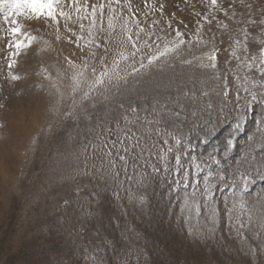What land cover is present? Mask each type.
Here are the masks:
<instances>
[{
	"label": "rangeland",
	"instance_id": "obj_1",
	"mask_svg": "<svg viewBox=\"0 0 264 264\" xmlns=\"http://www.w3.org/2000/svg\"><path fill=\"white\" fill-rule=\"evenodd\" d=\"M96 2L89 0V6ZM152 2L148 0L146 7L145 0H131V6L145 28L153 19L160 22L154 27L163 37L159 41L161 49L174 40V29L184 33L185 41L192 40L197 21L203 25L200 34L208 41L207 45L193 43L189 50L185 44L179 53L159 61L158 66L146 69L139 77H130L119 92L111 90L108 101L96 97L78 118H65L64 113L73 111L72 77L81 70L88 49L82 51L76 46V37L64 29L63 21L57 31L56 24L50 21L19 17L22 30L37 39L16 58L11 75L19 79L11 80L8 38L4 31L7 25L0 14V264H264V240L251 237V233L258 231L255 226L247 233V243L236 236L225 215L216 225L214 235L189 234L194 229L180 211L185 192L174 186L176 176L171 168V174L163 169L154 174L145 169L149 174L143 183L141 170H133L131 162L128 178L121 171L119 182L97 174L100 156L90 144L97 143L96 133L103 131L101 122L115 129V120L123 124V114L131 118V112L127 111L129 104L150 112L165 97L173 107L180 100L188 124L181 123L184 117L180 116L172 118L168 127L192 138L185 142L183 155L182 173H190L188 191L195 177L194 164L207 162L209 156L220 160L218 166L213 165L217 173L231 177L258 123L264 120V105L256 104L246 121H241L239 131L232 113L227 119L221 118L207 144L196 139L207 132L200 131L203 121L200 127L192 128V105L201 110L211 102L212 120L216 121L220 98L215 93L219 82L212 77H226L229 98L235 95V80L229 69L235 68L237 62L230 53L234 40L242 37L237 29L245 25L225 18L223 12L211 6L210 0H155L157 9L161 3L164 5L163 15L151 9ZM124 3L121 0L116 7L128 16ZM230 3L231 0H218L217 7L223 4L227 8ZM247 3L253 5L251 11L259 17L264 0ZM228 10L231 15L232 9ZM145 11L149 12L147 17L143 15ZM237 11L238 21L242 11L239 0ZM107 12L105 8V26ZM197 12L199 16L195 15ZM205 16L211 24L203 19ZM169 20L171 29L166 23ZM218 20L229 27L218 26ZM83 23L87 26L89 21ZM70 26L80 32L78 25ZM213 36L215 40L211 39ZM213 46L218 49V71L181 64L182 60L191 59L193 53L210 52ZM155 52V48L151 52L146 50L145 63L147 56ZM69 61L78 67L73 68ZM100 70L97 64V72ZM57 73L58 79L48 78L49 74L56 78ZM85 87L81 85L75 93L76 112L84 107L80 95ZM205 90L208 95L203 94ZM183 92L188 95L183 96ZM121 103L124 109L119 108ZM140 115L145 112L140 111ZM98 124L100 127H96ZM229 138L234 139L236 148L225 151ZM86 157L89 174L83 175ZM93 164L97 168L91 167ZM203 175L201 172L200 177ZM261 192L264 187L257 181L252 186L249 203ZM225 195L231 196V190L218 184L216 198L220 200Z\"/></svg>",
	"mask_w": 264,
	"mask_h": 264
},
{
	"label": "snow or ice",
	"instance_id": "obj_2",
	"mask_svg": "<svg viewBox=\"0 0 264 264\" xmlns=\"http://www.w3.org/2000/svg\"><path fill=\"white\" fill-rule=\"evenodd\" d=\"M120 3L121 0H107V3L97 0L96 3L89 6V0H0V14L7 25L4 31L8 38L6 48L9 50L10 79H19L18 76L11 75L13 65L17 63L16 58L30 48L37 39L22 30L23 26L18 22L19 17L50 21L56 24L57 31L63 21L64 29L76 37V46L82 51L84 48L88 49L81 70L72 77L73 111L64 113L65 118L80 117L87 111V104L96 97L108 101L111 98L109 95L111 90L119 92L122 85L126 86L129 83L130 77H139L146 69L158 66L159 61L169 55L179 53L185 44L191 50L193 43L205 46L208 43L200 34L203 25L197 21L198 27L192 40L185 41L184 33L179 29H174V40L166 43L161 49L159 41L163 37L157 33L154 27L160 22L153 19L152 23L145 28L142 26L141 20L133 14L131 0H125L124 3L128 16H124L123 11L116 7ZM210 3L217 12H223L225 18L245 25V27L237 29L242 33V37L235 39L231 46L230 56L237 62L235 68L229 69L235 80L234 97L229 98L230 89L226 77L214 75L212 79L219 82V89L215 94L220 98L219 108L215 110L216 121L212 120L213 105L211 102L205 104L201 110H197L194 105L190 108L193 118L192 128L200 127L201 121H203L200 131H206L207 135L197 136L196 139L205 144L209 142V136L219 126L221 118L227 119L229 115L235 113L236 130L239 131L241 121H246L252 107L256 104L264 105V8L261 9V15L256 17L251 11L253 5L247 3V0H239L242 11H239L241 19L237 21L235 20L238 15L237 0H231L227 8L223 4L217 7L218 0H210ZM145 5L148 6V0H145ZM105 8L108 10L106 26ZM163 8L164 5L161 3L157 9L155 0H153L151 4L153 11H159L163 15ZM229 8L232 9L231 15ZM73 13H75V17H73ZM143 15L147 17L149 12L145 11ZM195 15L199 16L200 13L197 12ZM121 17H123L122 21ZM173 17H175V13H173ZM203 19L209 24L212 23L207 16ZM85 20L89 21L87 26L83 23ZM144 23L147 21L145 20ZM166 23L167 27L171 29V21ZM70 25H78L80 32H75ZM217 25L224 29L229 27L228 24L219 20ZM85 29H87L86 35ZM117 29L119 30L117 31ZM160 31L164 32V29L161 28ZM253 33L257 35H253ZM101 34L105 35L101 36ZM258 36L261 38L257 44ZM57 38L59 39V37ZM211 39L215 40V37L213 36ZM153 48L156 49V52L148 55L147 63H145L146 50L151 52ZM217 51L218 49L213 46L208 53L202 55L193 53L191 59H184L181 64L218 71ZM110 54L111 59L109 60ZM69 63L73 68L78 67L71 61ZM97 64L101 69L99 72H97ZM58 76L59 73L56 78L49 74L48 78L54 81L58 79ZM81 85L86 86L80 95V104L84 107L80 112H76L75 93L81 89ZM53 86L55 87V83ZM181 94L185 97L188 95L187 92ZM203 94L208 95L207 90ZM119 108L124 109V104H119ZM127 111L131 112V118L127 114H123V124L119 120H115V129L109 127L106 122H101L103 131L96 133L97 143L90 144L93 152H99L100 156L99 167L97 168L95 164L91 165V167L97 168V174L119 182L121 171L128 178V167L131 162L133 170H141V183H143V178L149 174L144 171L145 169H150L153 174L158 173L161 169L165 173L171 174L169 172L171 168L176 176L174 186L185 192L180 211L186 222L194 229L189 233L190 235L203 237L214 235L216 225L222 215H225L236 236L244 243L248 242L247 233L253 226L258 231L251 233L252 239L264 240V192L258 193L252 203H249L248 200L252 186L257 181L261 182V187H264V120L258 123L237 166L232 170L231 177L226 178L217 173L213 165L218 166L220 160L215 156H209L207 162L194 164L195 177L191 184V190L188 191L190 173L188 171L182 173V170L185 169L183 155L185 142L192 138L180 133L175 128L168 127L172 118L180 116L184 117L181 123L185 126L188 124V115L180 100L177 99L176 106L173 107L170 100L165 97L159 107L152 106L150 112L129 104ZM140 111H144L145 115L141 116ZM96 127H100V125L98 124ZM188 146H191L190 143ZM235 148L234 139L229 138L225 151L235 150ZM117 161L120 163L117 164ZM88 167V158L86 157L83 175L89 174ZM205 169H207L206 172ZM201 172H204L202 178L200 177ZM229 179L231 183H229ZM218 184L227 185L231 190V196L225 195L218 200L216 198ZM258 205L259 210L257 211Z\"/></svg>",
	"mask_w": 264,
	"mask_h": 264
}]
</instances>
